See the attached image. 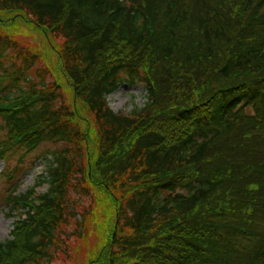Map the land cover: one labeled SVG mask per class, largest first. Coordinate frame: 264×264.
<instances>
[{
    "label": "trees",
    "instance_id": "trees-1",
    "mask_svg": "<svg viewBox=\"0 0 264 264\" xmlns=\"http://www.w3.org/2000/svg\"><path fill=\"white\" fill-rule=\"evenodd\" d=\"M121 82L143 105L109 107ZM1 157L0 264H47L100 204L90 264H264V0H0Z\"/></svg>",
    "mask_w": 264,
    "mask_h": 264
},
{
    "label": "rangeland",
    "instance_id": "rangeland-1",
    "mask_svg": "<svg viewBox=\"0 0 264 264\" xmlns=\"http://www.w3.org/2000/svg\"><path fill=\"white\" fill-rule=\"evenodd\" d=\"M148 19L150 20V16H148ZM5 22V20H4ZM24 26V32L26 34L28 33V28H31V25L29 23L23 24ZM38 31L39 37L44 40L43 34ZM30 40L34 43L37 49H42V52L47 49V45H38L37 40H35L36 36H31ZM53 42H55L52 39ZM49 48V47H48ZM44 58L45 60L49 61V63H53L56 60L54 50H48L45 52ZM34 80H38L36 75H32ZM108 103L109 107L113 111H128L132 105H140L145 101V90L141 86V84H135V85H127L126 83L122 82L119 84V86L108 94ZM29 156V154H28ZM49 157V156H48ZM48 164V162L41 156L35 160V163L33 167L26 168V170L18 175L16 177V183H20L19 185V191H24L27 187L35 186L36 191L43 192L47 189L48 183L41 181V179L45 176V167ZM6 167V161L4 159H0V171L3 170ZM6 177V176H5ZM7 178V177H6ZM42 182L41 184H39ZM4 188V182L3 177L0 175V192ZM98 190V188H97ZM2 194V193H0ZM102 195H106V192L104 190H99L96 192L94 190L92 192V196L90 198L80 199L78 211L80 212V207H87L89 210V214L91 213V208L94 207L95 202L102 200ZM110 198L108 197V202H110ZM89 205V206H88ZM7 208H5L2 204H0V241L4 240L9 236V232L11 230L12 224L14 219L19 214L18 209H13L11 213L6 212ZM17 210V211H16ZM90 222L89 227L88 226H80L76 227L75 225L72 226V223L69 224V228H67L66 235L69 236V247L65 249L63 252L62 249L59 251L54 258L49 261L47 264H90L89 262H93L96 258V255L98 251H96V248L100 246L101 241V230L99 228V223L103 219V225H109L111 227V223L113 221V216L110 210H103V206L100 204L97 205V209L94 210V213L90 215ZM79 218V216H78ZM89 228V232L85 235V238H83L86 229ZM76 232L78 236H73L72 233ZM83 238V239H82ZM99 240V241H97ZM95 242L96 248H91L90 246ZM87 247V248H86Z\"/></svg>",
    "mask_w": 264,
    "mask_h": 264
}]
</instances>
